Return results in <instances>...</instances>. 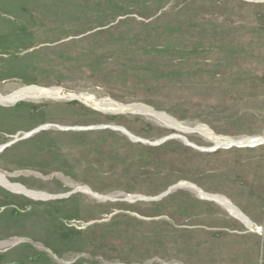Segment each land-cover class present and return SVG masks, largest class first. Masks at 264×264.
<instances>
[{
	"label": "rangeland",
	"instance_id": "obj_1",
	"mask_svg": "<svg viewBox=\"0 0 264 264\" xmlns=\"http://www.w3.org/2000/svg\"><path fill=\"white\" fill-rule=\"evenodd\" d=\"M27 86L264 136V0H0V94ZM56 125L213 145L77 98L0 102V173L48 195L0 184V264H264V142L209 151ZM181 182L196 187L169 190ZM195 188L259 211L262 233L227 228L226 207Z\"/></svg>",
	"mask_w": 264,
	"mask_h": 264
},
{
	"label": "bare ground",
	"instance_id": "obj_2",
	"mask_svg": "<svg viewBox=\"0 0 264 264\" xmlns=\"http://www.w3.org/2000/svg\"><path fill=\"white\" fill-rule=\"evenodd\" d=\"M39 96H44V97H70V98H77L86 104L91 105L94 108H97L101 111L104 112H112V113H124V112H132V113H139V114H144L151 116L154 118V120H157L160 124L169 127V128H174L179 131H196L205 138L209 139L213 145L209 148H203L200 146H196L195 144L191 143L192 145L196 146L200 150H215L219 147L221 148H229L231 147L230 145H238V146H249L253 147L258 144H261L264 142V136H243V137H238V138H233L229 136H218L215 135L207 126L205 125H197L194 128L182 126L179 122L174 120L172 117L167 115L164 112H158V111H153L150 107L145 106L143 104L139 103H130V104H125V103H119L116 101H113L108 98H102V99H95L91 95H85V94H76V93H61L59 88H42V87H37V86H27L20 88L11 94H8L6 96H3L0 94V102H15L19 99L25 98V97H32V98H37ZM126 133V132H124ZM179 135V134H176ZM178 138H181L185 143H188L189 141L187 138L184 136H180ZM0 184L11 188L13 191L17 192H23L29 196H32L34 198L38 197H48L47 194L37 192V191H32L26 188H23L19 184H14L10 183L9 180L2 174L0 173ZM181 185H189V187L194 188L196 186L186 183V182H181L179 183ZM83 191L89 192V189L87 187H81L80 188ZM196 189V188H195ZM200 191L199 189H196ZM49 194V193H48ZM98 196V194H96ZM200 196L207 198V199H214L221 203L223 206L228 207L227 200L225 197L216 195V194H208L203 191H200ZM231 204V203H230ZM231 211V210H230ZM235 215V214H234Z\"/></svg>",
	"mask_w": 264,
	"mask_h": 264
},
{
	"label": "flooded vegetation",
	"instance_id": "obj_3",
	"mask_svg": "<svg viewBox=\"0 0 264 264\" xmlns=\"http://www.w3.org/2000/svg\"><path fill=\"white\" fill-rule=\"evenodd\" d=\"M106 128V127H105ZM110 128V127H109ZM96 129V128H94ZM122 132H126L125 134L128 136V131L125 130V131H122ZM129 137V136H128ZM130 138V137H129ZM131 139V138H130ZM132 140V139H131ZM133 141H140V140H133ZM142 142V141H141ZM239 147V146H238ZM214 200V199H213ZM218 202V201H217ZM231 203V204H230ZM227 204H228V207H226V212H227V216L225 217H222V220L221 222H224L226 221L227 222V228H229V222L232 221L233 219H237L239 222H241L243 224V226L249 230V231H252L254 233H262V227L261 226H254L250 220L248 219L247 215H246V212L239 209L234 201L230 200L228 198L227 200ZM231 210V211H230ZM235 214V215H234ZM239 214V215H238ZM241 215V217H240ZM222 226H223V223H222ZM221 226V227H222ZM220 226H215L214 228L215 229H218ZM220 229V228H219ZM221 237V236H219ZM214 238H218V235H216Z\"/></svg>",
	"mask_w": 264,
	"mask_h": 264
},
{
	"label": "water",
	"instance_id": "obj_4",
	"mask_svg": "<svg viewBox=\"0 0 264 264\" xmlns=\"http://www.w3.org/2000/svg\"><path fill=\"white\" fill-rule=\"evenodd\" d=\"M152 110H153V109H152ZM153 111H154V110H153ZM48 127H50L49 124L42 125V126L36 128V129H34V130H32V131H30V132H28V133H25V134L23 135V137L28 136V135H30V134H32V133H34V132H37V131H39V130H41V129H46V128H48ZM56 127H58L59 129H94V128H105V127H111V128H113V129H118V130H121V131H125V129L122 128V127H112V126H109V125H98V126H90V127H72V128H70V127H61V126H57V125H56ZM127 134H128V136H129L132 140H140V141H142V142H147V143H149V144H151V145L158 144V143L163 142L164 140L169 139V138L180 137V136H181V135H176V134H170V135L165 136V137H163V138H161L160 140H157V141H155V142H149V141H145V140L139 139V138H137L136 136H134V135H132V134H130V133H127ZM8 144H9V143H8ZM186 144H189V145L192 146V144L189 143V142L186 143ZM193 146H194V145H193ZM230 146H232V145H230ZM235 146H238V145H235ZM181 186H189V185H185V184H184V185L176 184V185L170 187L169 190H171L172 188H175V187H181ZM169 190H168V191H169ZM168 191H166L164 194H166ZM197 192H198V194L200 195V191L197 190ZM164 194H163V195H164ZM238 215H239V214H238ZM240 217H241V215H240Z\"/></svg>",
	"mask_w": 264,
	"mask_h": 264
},
{
	"label": "crops",
	"instance_id": "obj_5",
	"mask_svg": "<svg viewBox=\"0 0 264 264\" xmlns=\"http://www.w3.org/2000/svg\"><path fill=\"white\" fill-rule=\"evenodd\" d=\"M246 215L254 226L262 227V214L259 211L249 210Z\"/></svg>",
	"mask_w": 264,
	"mask_h": 264
}]
</instances>
